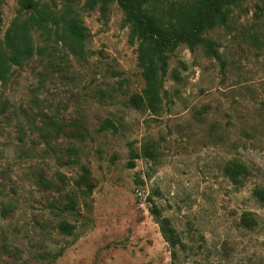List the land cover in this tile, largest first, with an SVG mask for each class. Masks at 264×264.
I'll list each match as a JSON object with an SVG mask.
<instances>
[{"label": "rangeland", "instance_id": "1", "mask_svg": "<svg viewBox=\"0 0 264 264\" xmlns=\"http://www.w3.org/2000/svg\"><path fill=\"white\" fill-rule=\"evenodd\" d=\"M35 1L82 22L84 52L36 29L0 84V264H264V0L208 34L219 59L168 55L156 113L130 103L144 82L116 4ZM18 10L0 0V40Z\"/></svg>", "mask_w": 264, "mask_h": 264}, {"label": "trees", "instance_id": "2", "mask_svg": "<svg viewBox=\"0 0 264 264\" xmlns=\"http://www.w3.org/2000/svg\"><path fill=\"white\" fill-rule=\"evenodd\" d=\"M241 1L86 0L85 5L91 9L98 7L104 14L114 3L123 13L131 41L137 44V65L144 82L141 94L132 96L130 103L135 108H146L156 113L164 93L162 78L168 55L178 45L186 44L191 51L200 47L206 56L219 59L216 44L208 34L216 28L226 27L233 8L240 6ZM18 13L0 40V84L7 80L13 67H21L35 54L31 32L36 29L48 35L53 33L59 41L68 43L74 54H83L85 29L77 17L70 15L68 8L57 16L48 9L40 8L35 0H19ZM1 25L0 16V28ZM107 128L115 129L109 121L102 126V129ZM127 165L128 168L134 167L132 159ZM247 173L245 165H241L230 169L228 175L238 184V175L245 176ZM253 196L264 204V190L255 189ZM72 203L66 205L64 211L73 210ZM151 213L156 214V209L153 208ZM159 224L165 242L175 247L178 242L167 228V222L160 220ZM58 228L65 235L74 231V227L65 222H61Z\"/></svg>", "mask_w": 264, "mask_h": 264}]
</instances>
